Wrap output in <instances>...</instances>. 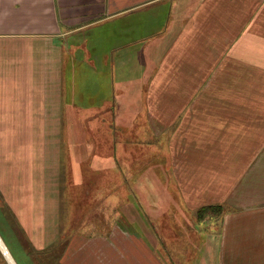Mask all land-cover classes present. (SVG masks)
<instances>
[{"label": "crops", "instance_id": "1", "mask_svg": "<svg viewBox=\"0 0 264 264\" xmlns=\"http://www.w3.org/2000/svg\"><path fill=\"white\" fill-rule=\"evenodd\" d=\"M159 7L164 29L151 28L153 14L136 18ZM153 53L161 66L145 80ZM105 72L112 89H144L145 80L155 94L164 90L142 101L155 133L168 135L167 164L184 207L228 206L208 226L198 221L209 248L198 261L264 264V0H0V122H23L2 124L0 136L24 135V122L26 135L46 136L41 122L64 120L78 99L104 105ZM44 195L38 225L26 219L30 197L14 211L32 245L53 251L36 264H174L170 250L182 249L168 209L147 211L144 227L94 220L66 236Z\"/></svg>", "mask_w": 264, "mask_h": 264}, {"label": "rangeland", "instance_id": "2", "mask_svg": "<svg viewBox=\"0 0 264 264\" xmlns=\"http://www.w3.org/2000/svg\"><path fill=\"white\" fill-rule=\"evenodd\" d=\"M161 11V7L148 9V12L140 10L136 18L145 22L153 14V19L157 17V20L151 28L161 25L164 29L166 24L160 17ZM143 28L138 35L148 37L141 34ZM156 57L161 58L154 53L147 57L145 80L150 71L161 66ZM132 60L126 57V68ZM161 60L168 63L165 58ZM142 64L140 59L137 68L141 69ZM105 73L104 105H84L78 99L77 104L69 106L64 120L41 122L38 128H48L46 136H34L33 131L31 136L26 135L28 122H24V135L21 130L18 137L0 136V237L17 264H36L40 259L49 258L53 251L45 254L19 231L14 211L22 208L21 204L30 197L33 209L26 208L30 211L26 219L38 225L42 210L36 201L37 195L40 192L48 195L52 189L49 198L44 195L48 199L45 210L57 215L66 236L84 230L94 220L106 227L115 223L144 227L147 211L168 209L173 211L168 219L175 223L171 235L179 239L183 249L170 250L175 253L169 254L170 261L177 264L176 255H179L183 260L182 263L178 259L180 264H202L198 260L207 256L209 248L205 247L206 234L200 233L198 223L208 226L209 219L216 220L228 206L224 203L206 205L209 208L197 213L184 207L182 194L167 164L168 135L155 133L147 119L148 106L142 101L149 95L160 98L164 90L157 89L155 94V88H146L145 80L144 89L130 88V84L122 89V83L112 89L108 86L112 73ZM155 75L154 70L152 76ZM75 77L79 79L80 74L73 80ZM184 93L182 90L181 94ZM29 123L34 124V128L38 124ZM2 124L7 127L19 124L20 127L23 122H0V129ZM40 172L44 178L42 185L36 180ZM34 193L37 195L33 201ZM204 230L207 231V227ZM5 258L0 252V264H6Z\"/></svg>", "mask_w": 264, "mask_h": 264}, {"label": "bare ground", "instance_id": "3", "mask_svg": "<svg viewBox=\"0 0 264 264\" xmlns=\"http://www.w3.org/2000/svg\"><path fill=\"white\" fill-rule=\"evenodd\" d=\"M0 249L2 250L3 254L5 255L6 259L9 261L10 264H16V262L13 260L10 252H8V248L6 247L3 240L0 238Z\"/></svg>", "mask_w": 264, "mask_h": 264}, {"label": "trees", "instance_id": "4", "mask_svg": "<svg viewBox=\"0 0 264 264\" xmlns=\"http://www.w3.org/2000/svg\"><path fill=\"white\" fill-rule=\"evenodd\" d=\"M205 208H209V206H207V207L203 206L202 208H199L198 211H199V212H200V211H203V210H201V209H205Z\"/></svg>", "mask_w": 264, "mask_h": 264}, {"label": "built area", "instance_id": "5", "mask_svg": "<svg viewBox=\"0 0 264 264\" xmlns=\"http://www.w3.org/2000/svg\"><path fill=\"white\" fill-rule=\"evenodd\" d=\"M1 238V237H0ZM3 253V252H2Z\"/></svg>", "mask_w": 264, "mask_h": 264}]
</instances>
